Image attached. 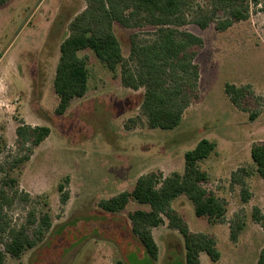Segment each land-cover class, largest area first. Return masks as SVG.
Returning <instances> with one entry per match:
<instances>
[{
  "label": "rangeland",
  "instance_id": "rangeland-1",
  "mask_svg": "<svg viewBox=\"0 0 264 264\" xmlns=\"http://www.w3.org/2000/svg\"><path fill=\"white\" fill-rule=\"evenodd\" d=\"M263 1L245 0L244 18L224 30L218 28L229 16L217 7L219 0H184L163 24L150 23L145 13L130 18L134 27L114 23L126 60L133 36L143 45L162 39L166 30H174L175 42L184 44L188 35L201 40V47L182 49L199 69L197 98L185 103L181 121L171 130L150 128L141 108L144 89L125 88L121 66L109 71L89 49L78 53L87 62L86 94L73 99L62 116L55 115L59 45L69 23L91 0H7L0 5V196H5L0 223L25 228L33 239L42 233L20 258L5 254L4 264H184L183 239L164 215L163 223L150 229L157 246L153 260L128 219L129 212L148 206L130 201L109 212L100 202L131 191L137 178L151 172L183 175L185 154L203 139L214 148L195 162L207 177L200 184L223 204L224 217H197L185 195L169 207L191 233L214 236L220 258L213 262L201 253V264H257L264 248V179L251 148L264 144ZM181 64L169 59L165 80L181 82L183 89L189 74ZM128 65L135 69L133 62ZM226 85L241 91L237 104L225 93ZM28 127H49L50 135L34 146L33 137L17 133ZM61 185L68 194L65 203ZM43 214L50 218L48 230L40 227ZM6 239L7 234L0 235V252Z\"/></svg>",
  "mask_w": 264,
  "mask_h": 264
},
{
  "label": "trees",
  "instance_id": "trees-1",
  "mask_svg": "<svg viewBox=\"0 0 264 264\" xmlns=\"http://www.w3.org/2000/svg\"><path fill=\"white\" fill-rule=\"evenodd\" d=\"M5 1L7 0H0V5ZM244 1L219 0L220 5L217 7H224L227 10L229 21L218 29L224 30L230 23L244 18ZM183 3L184 0H91L88 7L69 23V34L59 45V57L53 79L54 93L59 99L55 115L62 116L73 99L82 98L86 94L87 62L80 58L78 53L89 49L109 71H115L119 65L121 66L120 79L125 88L135 91L144 89L141 108L150 128L171 130L176 127L182 119L185 103L191 98H197L196 81L199 78L198 66L192 64L188 56L182 54V49L188 45L201 47V40L188 35L184 44L175 42L171 36L174 30H166V33H162L163 38L154 40L151 45L140 44L133 36L130 39V55L126 60L122 56L119 41L114 33V23L134 27L135 23H129V20H132L130 18L138 13H145L150 18V23L163 24L167 18L180 11ZM261 9L264 12V1ZM207 22L201 23V26L205 27ZM169 59L182 61L180 69L189 74L187 81H184L183 89L181 82L171 84L165 80V65ZM130 61L135 64L133 70L128 65ZM240 92L233 85H226L225 93L234 104H237ZM182 94L184 98L181 101L179 97ZM17 133L20 137L30 135L33 137V145L38 146L50 135V129L28 127L18 129ZM213 148V143L201 140L193 151L185 154L183 175L173 173L163 177L161 173L151 172L140 176L131 191L121 192L109 200L100 202V207L105 211L115 212L124 209L130 201L147 205L148 210L137 209L129 212L128 219L132 225V232L153 260L157 258V246L150 229L160 226L164 215L168 220V227L178 231L183 239L184 264H201L199 259L201 253L207 254L211 261L217 262L220 254L214 236L191 233L182 216L169 207L173 199L185 195L192 202L197 217H206L209 220H221L224 217L225 207L212 192L201 187L200 183L206 182L207 177L195 165L197 160L206 159ZM251 158L264 179V144L251 148ZM11 183L16 185L15 180H11ZM64 188L63 185L58 188L62 193V203L68 200ZM2 205L0 202V211ZM32 216L29 214L30 224L33 223ZM39 223L40 227L48 230L51 225L48 214L41 215ZM3 234H7V239L3 244V251L0 252V264H4L5 254L20 258L25 251L34 247L35 242L41 241L42 235L37 231L33 239L25 228H10L5 221L0 223V235ZM257 264H264V248L259 254Z\"/></svg>",
  "mask_w": 264,
  "mask_h": 264
},
{
  "label": "crops",
  "instance_id": "crops-1",
  "mask_svg": "<svg viewBox=\"0 0 264 264\" xmlns=\"http://www.w3.org/2000/svg\"><path fill=\"white\" fill-rule=\"evenodd\" d=\"M137 179H138V178H137ZM137 179H136V180H137ZM135 182H136V181H135Z\"/></svg>",
  "mask_w": 264,
  "mask_h": 264
}]
</instances>
